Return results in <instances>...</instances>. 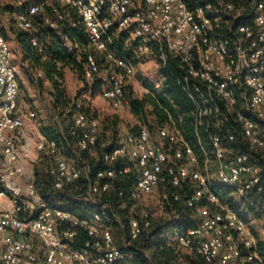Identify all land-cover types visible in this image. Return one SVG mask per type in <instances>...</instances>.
I'll return each mask as SVG.
<instances>
[{
    "label": "built area",
    "instance_id": "obj_1",
    "mask_svg": "<svg viewBox=\"0 0 264 264\" xmlns=\"http://www.w3.org/2000/svg\"><path fill=\"white\" fill-rule=\"evenodd\" d=\"M9 5L25 6L14 15V28L28 34L37 55H46L51 43L41 39L42 28L69 54L81 53L87 89L115 110L130 106L128 80L136 71L116 36L126 33L137 56L158 59L156 88L165 90L170 64L177 63L175 80L192 105V138L183 125L187 115L159 104L150 107L156 112L152 124L103 139L101 121L78 103L67 131L52 114L60 144L41 133L31 140L26 127L36 114L20 108L16 53L0 30V264H148L129 249L182 194L197 219L172 230L180 250L205 264H264L257 251L264 238V181L252 154L264 157V0ZM76 29L85 45L65 34ZM25 69L34 84L46 82L41 71ZM44 159L46 178L35 167ZM222 189L234 193L236 202ZM61 196L64 201L56 199ZM251 212L260 215L261 234L242 217Z\"/></svg>",
    "mask_w": 264,
    "mask_h": 264
},
{
    "label": "trees",
    "instance_id": "obj_2",
    "mask_svg": "<svg viewBox=\"0 0 264 264\" xmlns=\"http://www.w3.org/2000/svg\"><path fill=\"white\" fill-rule=\"evenodd\" d=\"M16 8L14 6H4L0 3V13L1 12H15ZM21 9H25V6ZM18 9V12L21 10ZM2 31V30H1ZM3 32V31H2ZM42 38L41 39H50V45L48 47V54H49V60L45 64H39L40 59L39 56H36L35 51L33 47L29 44L28 40V34L22 31H17V44L19 46V49L22 54V58L25 62H28L34 67L36 70L41 71L44 74V81L51 84L52 88L54 89V105L53 109L56 114L62 119L65 115V110L69 108L68 116H73L75 110L73 111L72 107L73 105H70L71 100H69L66 96V90L64 87V84L62 82V79L60 78L62 76V71L58 69V64H62L63 68L68 67L71 69H77L79 67L81 73H82V66L77 64L76 58L73 56H70L64 49L61 48L59 40L56 38V36H53V33L46 28H42L41 31ZM66 35H69V37L75 41V38H79L82 42L86 43V38L84 37V34L81 32L80 29L71 30V31H65ZM121 38L119 39L117 45L119 47V50L121 49L124 55L129 56V54L122 49V43L127 39L126 33H121ZM170 73L168 74V82H166V88L165 93L169 97H160L159 103L162 105V107H166L167 109L171 111H175V108L180 110L181 112L185 113L187 116L184 119L183 125L185 127L186 136L188 139L192 138V120L190 118V114L192 112V105L188 101V99L183 95V93L180 90V87L178 86L175 78L178 76L180 72V68L178 67L177 63H171L170 64ZM83 94H80L79 98H81ZM70 101V102H69ZM158 102H153L151 100L145 99L142 101H136L132 102V111L134 114H140L145 104H152L151 106L158 107ZM75 107V106H74ZM83 110L87 112V115L90 117H94L100 120L99 115L97 112L87 106L83 105ZM71 119V117H70ZM101 121V120H100ZM165 120L164 118H159L158 123L161 124ZM65 122V121H63ZM64 129L67 131L72 127V120L69 122L64 123ZM120 125V120L118 116H115L112 118V120H104L101 121V138H118V127ZM104 129V130H103ZM43 133L45 137H47L49 140H56L59 144L61 141L59 140V133L56 132L53 128H47L43 130ZM108 133L111 135H108ZM245 151L251 152L250 150L244 148ZM252 153V152H251ZM256 156V159L258 161V164L261 168V175L264 181V157L261 153H252ZM91 164L93 163L90 159L89 161ZM37 175L43 176V178H46L44 172H39L37 169ZM222 191L226 194V191L222 189ZM80 193V192H79ZM46 196V194H45ZM47 197V196H46ZM64 196H61L59 198H56L58 201H64ZM50 198V197H48ZM47 198V199H48ZM187 195L182 194L181 200L179 202H171L168 208V216L162 215L157 218V220L154 221L152 227L145 231L142 236L133 243V246L129 249V252L133 254V257L136 261L145 262L148 264H205V262L195 256L194 254H189L186 252H183L180 250L173 240V234L172 230L174 228H187L191 225L196 223L197 217L195 216L194 211L188 207L187 205ZM67 201H70L69 198H66ZM72 209L74 211H78L75 204L72 203ZM259 219L260 215L258 213H243L242 217L246 221H250V216ZM176 216L180 220H176ZM123 219H125L126 223H128V220H126L125 216H123ZM128 226V225H127ZM126 230H128L126 228ZM125 236L129 237L128 231H125ZM126 239V240H127ZM119 241L122 242V236H119ZM138 249L142 250V253H138ZM258 253L263 259L264 262V238L259 239L258 242ZM145 254H148L151 258V261L149 262L146 260Z\"/></svg>",
    "mask_w": 264,
    "mask_h": 264
},
{
    "label": "rangeland",
    "instance_id": "obj_3",
    "mask_svg": "<svg viewBox=\"0 0 264 264\" xmlns=\"http://www.w3.org/2000/svg\"><path fill=\"white\" fill-rule=\"evenodd\" d=\"M9 1L10 0H0V3L4 6H11L9 5ZM14 8H16V11L14 13L11 11L0 13V24H2L0 26V30H2L7 37L12 51L16 53L15 58L13 59V64L17 68L21 80V95L19 100L20 108L24 111H30L36 114V118L32 121L27 122L28 124L26 127L27 136L31 140L36 142L38 141V133L44 135V129L53 128L56 132L60 130L57 126V122L52 116V114L55 113L53 109L55 100L53 95L54 89L48 82L34 84V82L28 78V72L27 69H25V66H28L31 69H34V67H32L30 63L23 60L21 51L17 44V30L14 28V15L18 12V9H20V5L14 6ZM120 38L121 35L114 38L117 47V43ZM75 41H77L81 45L86 44L82 42L78 37L75 38ZM122 49L129 54V56H125L132 61L136 70L135 75L128 80V95L130 99V106L125 109L115 110L109 105V103L102 97L101 94L96 92L90 93L89 89H87L86 87V82L83 80L82 73L79 67L77 69H71L68 67L63 68L62 64H58V69L63 73L60 78L62 79V82L64 84L66 96L69 100H71V103L69 104L73 105V111L76 110V105L78 103H81L84 106L94 109L99 115L101 121H110L113 117L118 116L120 120L118 135L123 137L127 133H133L137 131L140 125L152 124L153 121H151L150 118H153V115H155L156 113L154 112L155 110H150L152 104H145L144 109L140 114H134L131 107L132 102L148 99L153 102H156V100H158L159 103L160 97L168 98V100L169 97L166 95L164 89H162L161 87L156 88V85L160 84L161 82L160 75L162 73L161 65L158 59L154 56L146 54L137 56L128 46L127 39L124 41V43H122ZM69 55L76 58L78 66H82L83 56L81 53ZM36 56L39 55L36 54ZM39 59V64L47 63L49 60L48 52L46 55L39 56ZM147 90L149 91V93H147ZM80 94H83L84 97L79 98ZM151 94H153L154 97ZM69 108L65 110V115L63 116V121L65 122L73 120V116H68ZM63 121L61 120V123L62 127L64 128L65 122ZM108 135L110 134L108 133ZM47 163V159L37 161L35 164L36 170L38 169L39 172H44L47 167ZM226 194L230 197L231 202H236L234 193H232L231 191H226ZM148 204L150 205V203ZM151 206L153 208L155 205ZM258 220L259 219L252 217V215L250 216V223H252L253 230L258 234H261L260 232L263 230V227Z\"/></svg>",
    "mask_w": 264,
    "mask_h": 264
}]
</instances>
